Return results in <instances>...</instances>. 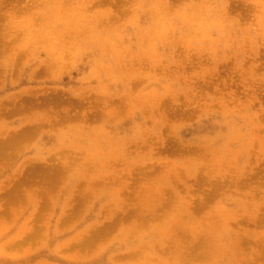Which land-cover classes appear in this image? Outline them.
I'll return each instance as SVG.
<instances>
[{
	"label": "rangeland",
	"instance_id": "rangeland-1",
	"mask_svg": "<svg viewBox=\"0 0 264 264\" xmlns=\"http://www.w3.org/2000/svg\"><path fill=\"white\" fill-rule=\"evenodd\" d=\"M0 264H264V0H0Z\"/></svg>",
	"mask_w": 264,
	"mask_h": 264
}]
</instances>
